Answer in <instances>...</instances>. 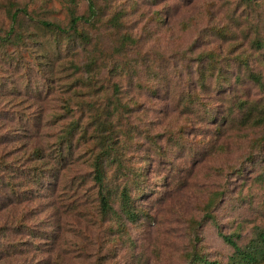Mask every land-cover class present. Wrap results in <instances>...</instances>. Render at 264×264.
<instances>
[{
    "label": "rangeland",
    "instance_id": "obj_1",
    "mask_svg": "<svg viewBox=\"0 0 264 264\" xmlns=\"http://www.w3.org/2000/svg\"><path fill=\"white\" fill-rule=\"evenodd\" d=\"M68 2L0 0V26L9 24L3 8L8 3L26 7L35 19L64 24ZM74 2L77 12L84 13L86 1ZM97 5L104 10L101 20L88 27L100 43L96 55L129 65L118 78L122 89L118 97L120 109L126 117L119 115L120 124L115 128L126 135L118 139L115 155L122 159L125 170L138 166L146 170V185L141 193L131 189L135 204L141 207V217L134 224L125 223L127 238L116 233V197L112 199L113 212L102 217L98 210L90 165L92 153L98 150L92 137L93 111L81 103L85 101V91L77 89L74 96L72 91H66L77 75L70 73L66 62L70 58L84 61L91 46L83 50L64 40L54 47L51 35L25 19L24 43L0 45V84L12 87L20 83L21 92L46 93L43 102L32 99L26 103L25 114L30 113L38 122L36 133H18L17 140L0 146L3 159L11 163L5 171L0 169L1 178L7 180L14 168L26 166L27 158L38 147L44 154L52 153L59 146L60 135L71 116L78 119L79 129L71 136L72 158L63 165L64 172L57 179L47 180L45 196L4 211L0 223L34 208L36 218L32 223L37 219L43 220V224L49 221L53 228L48 229V237L56 232L59 239L51 252L34 257L48 256L57 264H189L186 254L191 251L193 233L199 238L196 246L208 258L222 261L229 248L211 222L200 224L202 208L210 198L223 193L213 211L224 233L233 230L238 222L242 223L244 237H249L255 227L264 228V90L260 85L264 84V49L251 44L257 34L264 39V2L248 7L241 0H97ZM113 14L120 15L116 31L106 22ZM155 15L166 16L165 22L158 25L153 19ZM124 32L131 33L135 43L115 54L118 36ZM199 52L220 55L221 72L232 82L223 93L214 89L209 96L200 94V102L208 104L211 116L217 113V122L227 113L232 114L227 125L218 122L199 126L202 115L182 111V104L188 107L194 103L192 111L196 110V98L182 101L180 97L186 91L199 94L191 86L192 76L198 74ZM174 71L177 84L171 85L172 95L166 96L169 89H159L166 83L168 87L166 77ZM100 78L105 81L106 71ZM112 95L110 87H106L101 96L105 101ZM67 100H72L70 113L64 109ZM214 109L217 111L213 112ZM14 128L13 125L11 130ZM0 133L5 134L6 129ZM206 135L214 138L212 145L207 143ZM239 168L243 172L237 175ZM116 169L114 163L107 166L106 184L114 192L126 180ZM52 183L54 189L49 192ZM6 191L4 187L3 193L7 194ZM37 208L42 210L37 212ZM93 230L100 232L95 235ZM101 230L112 232L107 235V231ZM85 241L89 248L82 256L80 248ZM112 252V256L108 255ZM16 262L22 259L10 264Z\"/></svg>",
    "mask_w": 264,
    "mask_h": 264
},
{
    "label": "trees",
    "instance_id": "obj_2",
    "mask_svg": "<svg viewBox=\"0 0 264 264\" xmlns=\"http://www.w3.org/2000/svg\"><path fill=\"white\" fill-rule=\"evenodd\" d=\"M85 12L79 14L76 10V4L74 0H69L67 5V20L64 24L46 20L35 19L31 16L26 7L16 6L12 3H8L3 6L6 15L8 17L9 24L6 27L0 26V45H13L17 46L24 43L27 38L24 33V21H32L34 25L44 32L46 35H51L54 39L55 46L58 47L61 41L67 43H74L77 47H83V50L88 46H91V51H88L84 61H76L75 58H70L66 62V68H68L74 75L72 81L66 86V91H72L71 95L74 96L77 89L85 91V101L81 102L92 112L91 123L94 125L93 138L97 144L98 150L92 153L91 169L92 180L97 188V201L98 210L102 217H105L108 213L113 212L112 199L117 198L119 207L118 219L115 221L116 233L128 238V232L124 230L126 222L136 223L140 219L141 207L135 204V199L131 196V189L138 195L142 191V187L146 185L145 177L147 175L146 170H143L142 166H138L137 169L125 170L122 165V159H118L115 155L116 144L119 142L120 136L124 138L126 133L120 128H115L120 124L119 115L126 117L123 113V108L120 109L121 102L118 97H121L122 89L118 84V78L122 77L129 68V65H122L115 58H100L97 56V51L100 50V43L98 39L93 36L88 27L95 26L100 22V18L103 14V9L98 7L97 0H85ZM244 5L250 7L252 4L263 3L264 0H241ZM165 17L161 15L153 16L154 21L161 25L165 22ZM120 15L113 14L106 19L107 24L112 29H118L120 24ZM168 21H166V24ZM98 29V28H97ZM223 35V33H222ZM46 38H50L47 36ZM135 43L131 33L124 32L118 36V44L114 47V53L119 54L125 51L129 45ZM252 46L257 49H264V39L258 34L251 40ZM25 45V44H24ZM58 54V53H57ZM240 57L237 56V58ZM220 55L213 53L199 52L198 61V74L196 77L192 76L191 86L197 88L199 94L190 95V91H186L180 97L183 100L187 97H194L197 100L196 110H193V105L187 107L186 104H182V111L185 113L194 114L197 112L199 117V126L203 124H215L222 123L227 125L232 120V114L227 113L224 118L217 122V118L211 116V111H207L208 104L200 102L201 96H209L216 90V93H223L230 82L227 75L222 74V65L219 62ZM43 59H46L43 57ZM205 60V61H203ZM203 62V65L201 66ZM242 64H245L243 60ZM230 71V69H226ZM107 74V78L103 81L100 78L102 72ZM176 72L166 77L167 83L159 89L165 91L168 90L172 84H177L175 79ZM256 82H260L258 77H254ZM186 79V78H185ZM238 79V76L235 78ZM109 80V84H107ZM165 80V82H166ZM211 81L209 83L208 81ZM176 81V83H175ZM12 83V82H10ZM189 80L186 79V85ZM109 85V86H107ZM213 85H216L213 86ZM261 88L264 90V84H261ZM20 83L9 87L7 83L0 84V130L6 129V133H0V146L9 141L17 140L18 133L21 136H26V133L34 134L38 129V122L36 118L29 114H25L28 110L29 100L36 99V102L44 101V93L39 90L36 93L25 91L21 92ZM106 87H110L113 92V98H107L104 101L102 93ZM159 86H157L155 92H157ZM152 90L155 87L151 88ZM207 90V91H206ZM100 94V95H99ZM172 95V89L166 91V96ZM116 96V97H115ZM169 98V97H168ZM188 98V99H189ZM70 99V98H69ZM193 99V98H192ZM202 100V99H201ZM70 101L65 103V111L71 112ZM102 101L101 103H98ZM245 104V103H244ZM188 109V110H187ZM242 110V106L239 110ZM255 108L250 109L246 116L250 115V112ZM192 111V112H190ZM214 109L213 112H216ZM202 112V113H201ZM13 122V125L8 124ZM264 123V119H261ZM23 123V125H21ZM22 128H21V127ZM79 129L78 119H73L66 124L63 132L60 135L59 146H56L52 153L44 154L42 148L38 147L33 150L31 155L27 158L28 163L24 162L26 166L14 168L13 173H10L7 180H3L0 176V215L4 211H8L11 208L23 205L26 202L32 200L36 201L40 197H43V190L46 188V182L48 179H57L60 173L64 171L61 169L63 165L72 158L71 149V136ZM24 131V133H21ZM27 131V132H25ZM184 132V131H183ZM8 133V134H7ZM84 133V131H83ZM84 135V134H83ZM207 137V143H213L214 138ZM122 141V140H121ZM117 165V173L126 178L124 184L118 189L112 191L106 184L107 178V166L112 164ZM11 163H8L3 159V154H0V169L5 171ZM12 170V168H10ZM242 168L237 170V175L242 173ZM130 178H129V177ZM55 183H52L49 187V192L54 189ZM7 189V194L3 193V188ZM219 195H214L208 200L205 206L202 208L203 213L201 215V225L206 222H211L216 228L217 235L221 238L222 242L229 248V252L224 260L211 259L205 255L200 248L196 246L199 241L197 233L192 234L194 242L191 247V251L186 254L189 259V264H264V228L255 227L252 230V234L249 237L242 235V223L238 222L233 230L229 233H224L221 230L220 224L217 221V216L214 214L213 207H215L217 201L220 199ZM33 198V199H32ZM42 208H37V212ZM34 208L29 211L22 212V214L6 218L4 223H0V264H10L14 260L22 259V262L15 264H57L50 261L48 256L44 258L35 259L34 255L43 253H49L54 249V244L58 242V235L56 232L49 238V228H53V224L49 221L43 224V220L37 219V222L32 223L36 218ZM98 226V225H97ZM95 235L100 230H93ZM103 233L107 231V235H111L108 230H101ZM104 234L100 237L103 239ZM98 239V236H97ZM101 242V241H100ZM100 242L98 243L100 245ZM125 243V242H124ZM99 245L97 250L99 249ZM125 245V244H124ZM130 245V244H129ZM89 246L85 241L80 248V255L87 253ZM97 252V251H96ZM111 254L108 255H113ZM100 258V257H99Z\"/></svg>",
    "mask_w": 264,
    "mask_h": 264
}]
</instances>
